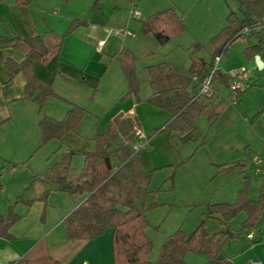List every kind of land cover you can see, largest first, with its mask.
Returning <instances> with one entry per match:
<instances>
[{
	"label": "trees",
	"instance_id": "1",
	"mask_svg": "<svg viewBox=\"0 0 264 264\" xmlns=\"http://www.w3.org/2000/svg\"><path fill=\"white\" fill-rule=\"evenodd\" d=\"M100 1L93 0V6L98 7ZM236 1L239 11L229 10L226 24L209 40L212 47L209 58L197 54L202 44L196 42L189 52L190 64L187 70L169 61L146 67L153 92L144 101L173 114L170 121L155 129L153 133L167 132L171 142L183 144L199 140L201 133L195 124L197 118L205 116L210 124L216 121L227 105L224 98H219V95L223 97V94H220L218 84L229 89L231 83L227 73L218 69L213 75L216 94L210 97H196L198 81L208 74L214 57L220 53L223 56L227 55L230 46L238 38L255 37L252 44L246 40L244 52L247 57L259 55L264 58V0ZM17 2L22 5L28 4V0ZM258 23L260 27L254 28ZM85 24V21L74 18L58 37L46 33L27 38L18 37L16 40L23 41L30 52L36 53L42 64H47L54 55H59L63 39L77 27ZM246 27L251 28L248 34L243 33ZM186 29L182 17L173 8L157 11L141 22L142 32L152 34L160 44H165ZM8 40L6 37H0V42ZM117 58L128 87L122 98L132 95L137 101H142L132 51L123 46L117 53ZM4 65L12 74L18 72L24 74V98L42 106L49 98L56 97L69 105L62 118L46 116L39 120L41 144L51 139L62 140L66 134L77 129L87 110L59 96L51 84L40 80L34 74L33 63L28 57L21 61L6 58ZM243 92H237L236 98L240 99ZM2 122L0 121V124ZM118 138L121 144L112 149V143ZM93 141L95 146L93 150L63 151L59 159L46 171L44 178L57 191L85 195L63 219L66 235L68 239L87 241L111 229L113 264H182L185 255L190 251L206 257L210 264H235L230 259L219 257L224 243L229 238L246 233L247 229L259 230L264 215V182L260 185L257 198L252 199L248 196L249 183L246 177L233 202L206 205L208 214L220 217L221 227L227 226L240 212H244L245 217L234 233L227 235L224 232L220 234L212 232L205 220H202L191 233L179 228L166 236L157 258L150 260L149 253L153 243L146 233L149 223L145 213L148 209L146 196L150 192L153 169L144 170L140 153L133 148L135 143L141 141L139 119L134 116H114L107 122L105 130L95 135ZM76 153L82 154L83 164L78 178L71 182L67 177L71 159ZM106 158L109 159L110 168ZM188 159L189 157L184 161ZM113 160L117 164H114ZM242 164L240 161L230 163L229 166L236 167ZM48 192L49 189L45 190L44 198ZM19 218L14 212H9L6 216L0 214V237L13 238L11 228ZM57 263L58 260L48 250L45 238H42L20 258L7 264Z\"/></svg>",
	"mask_w": 264,
	"mask_h": 264
},
{
	"label": "rangeland",
	"instance_id": "2",
	"mask_svg": "<svg viewBox=\"0 0 264 264\" xmlns=\"http://www.w3.org/2000/svg\"><path fill=\"white\" fill-rule=\"evenodd\" d=\"M89 1L91 3V0H74L73 6L77 8L74 9L73 14L85 11L84 8L87 9ZM101 1L108 2V0ZM109 3L117 7L113 9L114 20L108 37L114 39L115 35H119L114 31L121 30L119 25L128 21L127 29L134 33L135 37L125 36L124 43L133 51L137 79L143 92L150 90L145 66L162 60H172L186 67L190 63L189 52L196 42L202 44L197 54L209 58L212 51L210 37L226 24L229 10L239 11L236 0H110ZM175 4L182 13L186 14V31L174 36L165 44L158 43L150 33L144 37L140 27L141 22L150 14L174 7ZM134 9L140 11V16L137 18L132 15ZM122 35L120 34L119 38ZM246 40L252 44L255 37L236 39L230 46L228 54L223 57L220 68L226 63L241 62L250 71L253 84L235 102L230 100L234 97L233 94L223 89L226 95L223 94L224 97L219 95V98H224L227 105L218 119L212 125L205 116H200L196 120L195 124L202 133L201 138L184 144L174 142L176 148L189 159L184 161L185 158L177 168L175 165H169L153 170V173L156 172V178L153 181L151 179L150 192L146 197L148 207L146 218L149 221L146 233L153 243L149 253L150 260L157 258L166 236L179 228L191 233L203 219L212 232L217 234L224 232L227 235L234 233L244 219L245 213L240 212L227 226L221 227L220 217L208 214L206 205L235 200L237 191L243 186L246 177L249 183L248 196L252 199L258 196L260 185L264 182V69L258 66L255 56H246L244 52ZM178 42L181 44L176 46ZM118 44H122L121 41ZM118 44L112 43V47ZM112 58L116 65L117 55ZM96 101L97 99H94L93 103L95 104ZM59 141L51 139L44 144L39 141L31 148L29 155L20 161L0 158V213L6 216L9 212H14L20 217L13 226L16 227L14 231L17 234H22L20 236L35 238V243L45 238L50 254L58 260L57 264H82L83 259L89 262L90 256L79 253L70 263L76 255L75 244L66 246L68 238L65 225L61 224L63 222L61 218L71 212L75 206L77 195L49 190L44 198L45 189L36 175L37 172L45 171L43 166L47 160L55 158L59 150L57 147ZM202 141L203 144L200 145ZM120 144L121 140L118 138L111 147L113 149ZM81 146L83 148L84 144ZM74 155L69 168L71 178L80 173L83 164L82 154ZM253 156L261 159L262 163L253 166L251 162ZM228 161L233 163L241 161L243 164L231 167L230 163L227 164ZM114 162L116 163L115 160ZM224 166H229L226 170H230H220ZM256 168L260 173L256 172ZM41 169L44 171H38ZM205 169L213 170L216 176L210 175V179L206 178L203 175ZM259 229L261 233L264 232V215ZM104 232L100 234L101 239H106L107 235V239L111 241V229ZM248 232H254V238H247ZM260 232L252 228L247 229L246 233L239 237L229 238L224 243L219 257L230 259L235 264H248L251 261L264 264V237ZM83 256L85 258L80 259ZM183 264L210 263L206 257L190 251L185 255Z\"/></svg>",
	"mask_w": 264,
	"mask_h": 264
},
{
	"label": "crops",
	"instance_id": "3",
	"mask_svg": "<svg viewBox=\"0 0 264 264\" xmlns=\"http://www.w3.org/2000/svg\"><path fill=\"white\" fill-rule=\"evenodd\" d=\"M73 2L74 0H69L68 2L65 0H28V4L22 5L17 0H0V37L9 39L8 41L0 42V121H3L0 124V158L9 161L25 159L29 155L31 148L40 141L37 139L40 138L38 134L39 120L46 116L60 119L69 108L66 101L56 97L49 98L42 106H38L32 100L24 98V74L22 72L12 74L5 67L4 61L6 58L21 61L25 57H28L33 63L34 74L40 80L51 84L56 94L71 103L85 108L88 112L75 131L66 134L62 140H57L59 141L57 143L59 150L53 160H47L45 166H43L45 171L43 169L38 170L44 171L37 172L36 175L45 190L57 191L44 178V175L59 159L60 154L69 148L82 151L93 150L94 142L92 139L96 134H101L105 130L107 122L114 116H134L139 119L141 140L146 139L149 141L148 146L139 151L144 170H154L155 168L169 165H175L177 168V165L186 158L185 154L176 148L175 141L171 142L167 132L153 133L155 129L162 127L170 121L173 114L144 101L153 92L146 67L164 62L165 60L145 66L144 69L148 76L150 90L143 92L142 87H139V96L142 101H137L132 95L122 98L126 94L128 87L119 60L115 65L112 56L117 55L123 46L128 48L124 43V38L127 35L123 34L120 38V34L115 35V38L112 40L108 37L114 20L113 9H116L117 6H111L110 0H108V2L100 1L99 6L94 7L91 0L87 9L84 8L85 11H82L80 14H73L74 9L77 8V6H73ZM175 5L171 8L182 17L185 23V12L182 13L177 4ZM73 17L85 21V26L77 27L70 35L66 36L62 41L59 55H54L47 64H42L36 53L30 52L28 46L23 41L16 40L18 37L27 38L46 33H51L53 36L58 37L64 32L70 19ZM127 23V20L122 22L119 28L123 29L125 27L124 29H127ZM148 34L144 33L143 35L147 37ZM130 37H135V35ZM99 41H104L101 48L97 47ZM119 41L122 44H118ZM115 42L118 46L113 45V48L112 43ZM180 44L178 42L176 46ZM260 59L263 63V66L260 68H263L264 58L260 57ZM169 62L183 70H187L190 64L183 67L172 60ZM241 65L244 64L241 62L237 64L226 63L223 68H220L219 65V70L227 73V71ZM111 69L112 71H110ZM249 81L250 86L253 84L250 73ZM218 89L222 94L226 95L223 89H226L230 93L229 89L224 88L220 84H218ZM94 99H97L95 104L93 103ZM129 111H133V114L128 115ZM82 144L85 147L83 146L82 148ZM173 147L175 148L173 149ZM30 157L32 158V155ZM251 162L253 166H257L262 163V160L253 156ZM113 163L117 164L114 160ZM227 163H233V161H228ZM228 168L229 166H224L220 170L229 171L230 169L226 170ZM205 170L203 175L206 178L209 177L210 179V175L216 176L213 170ZM256 172L260 173V170L256 168ZM175 173L177 175V170ZM78 176L79 174L77 173L76 176L71 178L70 172H68L67 179L74 182ZM155 178L156 172L153 173L152 181ZM175 180H177L176 176ZM26 184L27 182H25ZM75 195H77V200L73 209L85 197L83 194ZM220 202L222 201H218V203ZM65 217L61 218V220ZM61 224L63 225V222ZM14 229L16 227L11 228L13 238L0 237V264H7L20 258L35 243V238L20 236L22 234H17ZM106 232L107 230L104 233ZM258 232H260V229ZM101 235L87 241L67 239L66 246L75 244L74 251L76 255L73 256L70 263L80 253L90 256L89 262L83 259L85 256L80 258L83 259L82 264H112L111 241L107 239V235L106 239H101ZM246 235L249 239L254 238V232H248ZM261 235L264 237V232ZM253 262L261 264L259 261H251L250 263Z\"/></svg>",
	"mask_w": 264,
	"mask_h": 264
},
{
	"label": "built area",
	"instance_id": "4",
	"mask_svg": "<svg viewBox=\"0 0 264 264\" xmlns=\"http://www.w3.org/2000/svg\"><path fill=\"white\" fill-rule=\"evenodd\" d=\"M133 15L135 17H139L140 13L138 10L133 11ZM260 24H256L254 28H259ZM251 31L250 27H246L243 30V33L248 34ZM115 34H124L128 36H134L131 31L128 29H121V30H115ZM104 44V41H99L97 43V47L101 48ZM223 58V54L220 53L216 55L213 59V63L211 68L209 69L208 74L200 81H198V89L196 92V97H210L214 94V86H213V75L214 73L219 69L220 62ZM227 75L231 78V83L229 86L230 93L233 94L234 97H232L230 100L232 102H235L236 93L237 92H243L245 91L249 86V72L248 69L244 66H238L235 67L227 72ZM221 94V93H220ZM224 97V96H223ZM228 100V99H227ZM133 111H129L128 115H132ZM149 144L148 140H141L134 144V150L140 151L143 148H146ZM251 264H257V263H251Z\"/></svg>",
	"mask_w": 264,
	"mask_h": 264
},
{
	"label": "water",
	"instance_id": "5",
	"mask_svg": "<svg viewBox=\"0 0 264 264\" xmlns=\"http://www.w3.org/2000/svg\"><path fill=\"white\" fill-rule=\"evenodd\" d=\"M255 57H256V61H257L258 66L259 67H262L263 66V63H262L260 57L258 55L255 56ZM106 162H107L108 167L110 168L111 165H110V162H109V159L108 158H106Z\"/></svg>",
	"mask_w": 264,
	"mask_h": 264
}]
</instances>
